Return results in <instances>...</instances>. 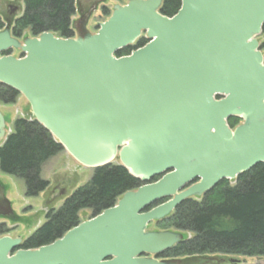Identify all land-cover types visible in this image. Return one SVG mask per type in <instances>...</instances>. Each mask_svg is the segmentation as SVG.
Segmentation results:
<instances>
[{
	"label": "water",
	"instance_id": "water-1",
	"mask_svg": "<svg viewBox=\"0 0 264 264\" xmlns=\"http://www.w3.org/2000/svg\"><path fill=\"white\" fill-rule=\"evenodd\" d=\"M162 1L114 4L95 32L82 14L67 38L0 30V83L31 118L79 165L120 164L142 182L48 244L1 235L0 264H185L160 257L182 232L148 225L264 163V0H181L170 17ZM7 136L0 111V146ZM0 217H14L1 183Z\"/></svg>",
	"mask_w": 264,
	"mask_h": 264
},
{
	"label": "trees",
	"instance_id": "trees-1",
	"mask_svg": "<svg viewBox=\"0 0 264 264\" xmlns=\"http://www.w3.org/2000/svg\"><path fill=\"white\" fill-rule=\"evenodd\" d=\"M23 1L24 10L12 23L13 36H21L26 29L33 36L46 31L64 38L74 35L71 21L75 0ZM180 5L181 0H163L159 11L170 17ZM3 26L0 18V29ZM146 42L142 37L135 45L119 50L117 56L127 55ZM260 46L264 48V41ZM18 95L16 90L0 83V102L12 104ZM239 121L232 117L228 124L234 127ZM62 150L37 121L17 118L0 146V171L22 179L25 196H36L49 185L40 176L42 166ZM232 181L233 184L229 180L221 181L200 200H184L171 214L155 222L160 229H175L183 231L184 235L183 241L164 251L161 257L182 258L185 264H222L214 258L217 254L264 257V163ZM141 184L120 164L95 168L88 182L78 187L58 209L46 212L45 222L23 241L21 248H36L52 242L80 222L81 210L89 209L90 217L95 216L113 206L124 192ZM8 231L0 224V234ZM187 232L192 236L188 238Z\"/></svg>",
	"mask_w": 264,
	"mask_h": 264
},
{
	"label": "rangeland",
	"instance_id": "rangeland-1",
	"mask_svg": "<svg viewBox=\"0 0 264 264\" xmlns=\"http://www.w3.org/2000/svg\"><path fill=\"white\" fill-rule=\"evenodd\" d=\"M125 2L126 0H75L76 12L72 19L76 20L82 14L89 13L87 28L91 32H95L98 24L110 15L113 5L124 4ZM9 5L16 9L11 17L22 14L24 10L23 0H0L1 17L9 15ZM23 34H30L29 29L23 31ZM259 41H264V32L260 34ZM262 52L264 54V48ZM10 53L15 57L20 55V51L17 49H11ZM0 111L3 113L9 129H12L13 122L17 118L29 117V105L20 94L12 104L0 102ZM93 171L77 164L66 151L62 150L48 159L42 166L40 176L48 181L49 185L44 191L32 197L25 196V185L22 179L0 172V183L3 185L5 195L17 216L14 219L0 218V222H4L6 228L9 229L6 233L20 236L22 239L28 237L45 222L46 212L51 208L58 209L78 187L88 182ZM229 183L233 184L234 181H229ZM90 213L91 210L89 209L81 210L79 212L80 221L89 218ZM148 228L150 230L160 229L155 225V222L149 224ZM185 234L192 236L190 232ZM214 258L222 264H264V257L257 256L217 254Z\"/></svg>",
	"mask_w": 264,
	"mask_h": 264
},
{
	"label": "flooded vegetation",
	"instance_id": "flooded-vegetation-1",
	"mask_svg": "<svg viewBox=\"0 0 264 264\" xmlns=\"http://www.w3.org/2000/svg\"><path fill=\"white\" fill-rule=\"evenodd\" d=\"M9 9H10V11L8 12L9 13V15L8 16H4V17H1L0 16V18H1V20H2V22H3V24H4V26H6V25H9L10 26V29H11V27H12V22L15 20V18L16 17H11V15L13 14V12H15V7H13V6H11V5H9ZM29 35V34H28ZM27 34H22V38L24 37V36H28ZM203 198V197H202ZM0 224H4V222H0ZM5 225V224H4Z\"/></svg>",
	"mask_w": 264,
	"mask_h": 264
},
{
	"label": "crops",
	"instance_id": "crops-1",
	"mask_svg": "<svg viewBox=\"0 0 264 264\" xmlns=\"http://www.w3.org/2000/svg\"><path fill=\"white\" fill-rule=\"evenodd\" d=\"M41 171H42V169H41ZM12 235V234H11ZM13 236H17V235H13Z\"/></svg>",
	"mask_w": 264,
	"mask_h": 264
}]
</instances>
